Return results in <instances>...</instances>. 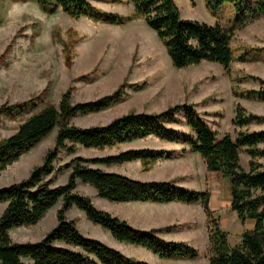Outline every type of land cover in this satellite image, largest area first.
Returning a JSON list of instances; mask_svg holds the SVG:
<instances>
[{
    "label": "trees",
    "instance_id": "1",
    "mask_svg": "<svg viewBox=\"0 0 264 264\" xmlns=\"http://www.w3.org/2000/svg\"><path fill=\"white\" fill-rule=\"evenodd\" d=\"M32 1L46 14L62 11L72 18L85 16L93 22L123 24L141 18L156 32L174 67L182 68L202 60L216 62L222 65L232 81L236 79L231 69L235 58L231 46L233 29L264 18V0H205L206 8L214 15L225 4L230 5L234 13L229 20L230 27L218 21L210 23L183 17L175 0H128L133 6L130 13L108 11L90 0ZM191 2L194 4V0ZM58 38L65 48L67 42L60 35ZM237 57L250 58L246 51ZM247 78L258 81L259 87L239 89L234 86L233 95L264 99V76L246 74L238 77ZM125 85L121 83L111 93L95 99L76 102L70 101L71 89L67 88L57 104L47 101L26 117L14 132L0 138L1 171L57 126L55 143L46 149L42 162L35 165L26 177L0 187V201H7L0 214V264H24L22 257L31 258L33 264H150L83 234L76 225V219L66 216L72 206L82 210L87 219L108 230L118 241L140 245L161 258L198 256L199 250L184 240L165 239L157 234V227H135L127 219L97 207L88 195L75 189L78 178L92 185L99 196L114 202L199 201L207 217L208 264H264V161L261 160L264 158V114L248 111L236 101L231 120L233 134L226 132L221 137L194 103L188 101L169 104L160 111L130 110L106 123L77 125L70 122L76 115L104 109L118 102L125 94ZM40 96L3 102L0 104V116L14 117L27 112L36 107ZM180 119L187 124L188 130L168 125ZM252 123L259 127L251 129ZM149 136L188 144L190 151L204 159L208 170L217 171L221 178L228 180L230 208L242 222L252 219V227L244 229L239 239L231 242L229 234L213 217L208 189L190 188L171 179L142 180L92 165L139 160L142 169H148L159 159L174 157V149L130 147L101 156L76 155L65 166L54 167L60 149L69 153L74 152L78 145L102 149ZM184 151L185 148L180 153ZM242 153L248 156L247 167L241 163ZM65 167L70 170L64 183L52 185L45 179L47 174ZM59 200L61 205L56 211V223L41 238L26 241L10 238V227L36 224Z\"/></svg>",
    "mask_w": 264,
    "mask_h": 264
},
{
    "label": "rangeland",
    "instance_id": "2",
    "mask_svg": "<svg viewBox=\"0 0 264 264\" xmlns=\"http://www.w3.org/2000/svg\"><path fill=\"white\" fill-rule=\"evenodd\" d=\"M90 1L108 11L130 13L133 10L132 6L130 12H124L127 8L122 0ZM175 2L183 17L210 23L218 21L230 27L229 20L232 19L233 12L231 7H222L211 18V13L205 6V0H194V4L191 0H175ZM106 24L93 22L85 16L72 18L62 11L46 14L32 0H0V104L22 101L41 94L35 108L14 117L0 116V138L14 132L26 117L47 101L57 104L62 92L67 88L71 89L70 101L76 102L111 93L121 83L126 84L125 94L118 102L104 109L76 115L70 119V122L77 125L106 123L113 117L130 110L160 111L169 104L188 101L194 103L219 136L226 132L233 134L234 125L231 122V115L234 113L236 101L245 106L248 111L264 114V99L235 96L232 93L234 86L239 89L259 87V82L256 80L238 79V77L246 74L264 76V51L262 50L264 18H259L247 27L233 29L231 46L235 58L231 62V69L232 75L236 77L233 81L224 68L215 62L201 61L182 68L174 67L156 32L141 18L116 26ZM58 35L67 42L65 48ZM244 51L250 58L244 60L237 57ZM128 83L132 85H127ZM133 84L138 88H135ZM180 123L176 120L168 125L179 127ZM258 126L252 124L249 127L252 129ZM56 131L57 126L28 151L6 165L0 171V187L26 177L35 165L41 163L46 149L55 143ZM165 144L161 139L149 136L102 149L78 145L71 153L60 149L54 160V167L65 166L76 155L93 157L116 153L130 147L156 148ZM194 154L198 157L188 163L181 160L180 148H175L174 157L159 159L148 169H142L139 160L120 164H102L101 167L144 180L160 176L196 189H203L205 184L211 185L214 196L217 195L216 198L213 197L212 204L218 206L217 209H211L213 217L220 228L229 234L230 241L235 242L244 229L252 227L253 220L246 219L242 222L237 217L236 212L230 208L228 180L221 178L218 172H210L206 167V170L203 169L199 154ZM245 160L244 154H241L242 164ZM261 160L264 161V158ZM190 166L197 169L200 178L202 176L197 186L195 180H190L192 175L186 174L187 167ZM69 170V167H65L61 171H54L47 174L45 179L52 185L64 183ZM203 177L206 182H203ZM88 195L91 197L90 194ZM91 200L97 207L127 219L134 226L150 228L157 227L153 225H162V230L168 232L166 237H172L169 240H184L200 251L201 257L197 264H208L207 217L203 209V215L192 210L189 223L182 224L180 221L183 216H187L186 213L176 216L173 222L164 223L170 215L160 212L152 217L150 215L153 214L152 207L110 200L108 201L114 202L113 205L105 207L101 202L92 198ZM60 205L59 200L50 210L48 209L39 223L22 226L26 228L23 237L28 238L27 240H37L41 235L43 236L55 225L52 224V220H56V211ZM143 210L146 213H143ZM83 216L92 225L98 226V228H92L77 222L76 225L83 234L100 239L120 249L126 255L146 260L143 258L140 245L116 240L108 230L87 219L84 213ZM152 218H155V222H152ZM187 226L194 231L182 228ZM18 233V227H14L13 237L18 238ZM14 241L18 240L14 239ZM119 242L124 245H112ZM148 262L150 264H180L163 259Z\"/></svg>",
    "mask_w": 264,
    "mask_h": 264
},
{
    "label": "crops",
    "instance_id": "3",
    "mask_svg": "<svg viewBox=\"0 0 264 264\" xmlns=\"http://www.w3.org/2000/svg\"><path fill=\"white\" fill-rule=\"evenodd\" d=\"M124 3H126V8H127V10L126 11H124V12H130L131 10H132V3L130 2V1H128V0H122ZM131 3V4H130ZM131 5V6H130ZM225 7L226 6H228L229 8H230V5L229 4H225L224 5ZM223 6V7H224ZM116 8H118V7H116ZM130 10V11H129ZM233 12H232V16H233ZM212 15H214V14H210V17L212 18ZM216 15V14H215ZM261 18V17H260ZM259 18H257V19H255V20H253V21H251V22H249V23H247L246 25H244V26H242V27H247L249 24H251L252 22H254V21H257ZM212 21V20H211ZM214 23V22H213ZM106 25H109V26H116L117 24H109V23H107ZM241 28V27H240ZM259 38H263V37H259ZM263 55H264V52H263ZM202 61H206V60H202ZM216 63V62H215ZM217 64V63H216ZM218 65H220L219 63H218ZM222 66V65H221ZM259 100H262V99H259ZM201 113V112H200ZM202 115V114H201ZM233 116H234V113L232 114ZM231 115V117H233ZM203 116V115H202ZM180 118H182V116L180 115L179 116ZM205 118V117H204ZM206 119V118H205ZM207 121H208V119H206ZM179 122H181L180 123V126L179 127H176V128H181V129H184V130H188V126H187V124L186 123H184V122H182V120L180 119V120H178ZM173 122V121H172ZM209 122V121H208ZM170 123V122H169ZM252 124H255V123H252ZM252 124H250V127H251V125ZM256 125H258V124H256ZM259 127V126H258ZM258 127H255V128H258ZM224 134V133H223ZM223 134H220L218 137H221ZM135 140V139H134ZM132 141V140H131ZM162 141H164V143H166L164 146H160V147H156V148H166V149H174L175 150V148H180V151H181V149H183V148H185V151L184 152H182L181 154H182V157H181V160L183 161V160H185L186 162H191V160H193L195 157H198V156H196L195 154H194V152H192V151H190L189 150V145L188 144H186V143H183V142H181V141H171V140H162ZM242 154H244V156H245V163L244 164H242L244 167H247V154L246 153H242ZM200 156V155H199ZM200 159H201V161H202V168L203 169H205V167H206V165H205V162H204V159L200 156L199 157ZM184 161V162H185ZM242 163V162H241ZM102 164L103 163H99L98 165H95V166H102ZM193 165V164H192ZM187 171L188 172H186V174L187 173H190V175H192V177H190L191 179L190 180H195V182H196V186H197V184H199L200 183V180H201V178H202V176H201V178H200V176L198 175L199 174V172L197 171V169L194 167V166H190V167H187ZM207 169V168H206ZM205 169V170H206ZM107 170H109V169H107ZM208 170V169H207ZM110 171H116V170H110ZM208 171H210V172H217V171H212V170H208ZM203 176H204V174H203ZM136 178V177H135ZM138 178V177H137ZM150 178H154V179H164L163 177H156V176H153V177H150ZM142 180H144V179H142ZM146 180H150V179H146ZM205 181V177H203V182ZM206 182V181H205ZM208 187H210L209 189H208ZM76 189L80 192V193H82V194H90V198H92L93 200H95V201H99V202H101V204H102V206H105V207H107V206H112L113 205V203L114 202H110V201H108V199H106V198H104V197H101V196H99L98 194H97V191H96V189L94 188V187H92V186H90V184H88V183H84V182H82L79 178L77 179V183H76ZM203 189H208L209 190V206H210V209H217L218 208V206L217 205H213L212 204V200H213V197H215L216 198V196H214V192H213V188H211V185H204V188ZM228 194H230V185H229V189H228ZM89 196V195H88ZM57 203V202H56ZM55 203V204H56ZM122 203H131V204H136V205H138V206H143V207H152V209H151V211L153 212V214H150V215H152V217H155V214H157V213H160V212H166V213H168V215H170V217L169 218H167L166 220H165V222L164 223H167V222H173L174 220H175V217L176 216H178V215H180V214H187V216H183V218H182V220H180L181 221V223L182 224H184V223H189L191 220H190V212L192 211V210H194V212H200V214H204L203 212H202V209H203V207H202V204H201V202H199V201H196V202H184V201H179V200H172V201H167V202H148V201H143V202H140V201H129V202H122ZM6 204H7V201L6 200H3V201H0V214L2 213V211H3V209L5 208V206H6ZM54 204V205H55ZM53 207V206H52ZM52 207H50L49 208V210L52 208ZM110 208V207H109ZM168 209V210H167ZM144 211V210H143ZM204 211V210H203ZM83 211L82 210H78V208L76 207V206H72L70 209H68L67 210V212H66V216L69 218V219H71V218H75L76 219V224H77V222H80L79 224H87V225H89V226H91L92 228H98V226H95V225H92L90 222H88L85 218H84V216H83ZM142 213V212H141ZM143 213H146L145 211L143 212ZM206 215V214H205ZM205 217V216H204ZM42 218H44V217H42ZM206 218V217H205ZM40 221H41V219H40ZM40 221H38V223L40 222ZM152 222H155V218H152ZM158 222H160V220H158ZM163 222V221H162ZM56 223V220L55 219H53L52 220V224L54 225ZM52 225V226H53ZM153 226H157V227H159V229H158V231H157V233L160 235V236H162V237H164V238H166V239H172V237H166L167 236V233L168 232H166L165 230H162V225L161 226H159V225H153ZM14 227H18V238H14L13 237V235H12V229L14 228ZM135 227H137V226H135ZM142 228H146V227H142ZM182 228H185L184 230H188V229H191V230H193L194 231V229L193 228H191V227H189V226H187V227H182ZM25 229L26 228H22V226H12V227H10L9 228V235H10V238L11 239H15V240H18V241H26L28 238H25V237H23L24 236V233H25ZM42 236V235H41ZM40 236V237H41ZM207 236H208V233H207ZM39 237V238H40ZM174 238V237H173ZM34 240H36V239H34ZM117 244H119V245H124V243H122V242H119V243H115V244H113L112 243V245H114V246H116ZM144 247H142L141 246V248L140 249H142V251H143V258L144 259H146L147 261H157V260H159V259H163V260H169V261H176V262H178V263H180V264H197V261L200 259V257H201V253H200V251H199V254H198V256H196L195 258H159V256L157 255V254H155V253H152V252H150L149 250H147V249H143ZM22 260H23V262H24V264H26V263H28V264H30V263H32L33 264V261H32V259L31 258H29V257H22Z\"/></svg>",
    "mask_w": 264,
    "mask_h": 264
}]
</instances>
